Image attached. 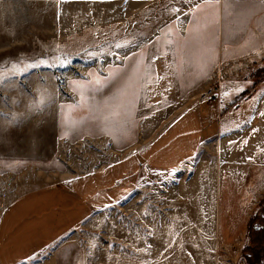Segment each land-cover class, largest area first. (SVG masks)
<instances>
[{"label":"rangeland","instance_id":"374dc122","mask_svg":"<svg viewBox=\"0 0 264 264\" xmlns=\"http://www.w3.org/2000/svg\"><path fill=\"white\" fill-rule=\"evenodd\" d=\"M177 1L87 0L84 7L55 0L53 10L31 4L18 17H10L15 11L6 10L8 3L0 6V70L8 73L0 81V215L29 190L86 179L89 192L109 187L102 183L109 174L115 183L114 164L134 167L121 179L131 177V187L103 198L97 212L72 227L49 264H74L60 253L76 247L86 251L81 264H241L245 226L224 241L213 230L221 182L229 179L220 164L223 145L252 121L264 122V84L256 90V80H247L264 66L261 14L254 0L221 12L217 33L211 24L206 40L216 36L223 45L229 37L235 54L226 60L220 46L222 55L201 60L196 49L165 43L197 38L189 31L191 4ZM182 59L190 62L178 67ZM137 66L142 78L130 89L125 114L105 121L82 107L75 110L78 122L68 124L66 106L80 100L72 81L93 73L104 79L116 68L130 75ZM243 78L246 94L256 97L245 106L223 95ZM118 86L106 85L94 101L103 102ZM189 110L183 124L177 121ZM192 110L200 111L202 125ZM147 158L167 171L148 167ZM182 162L189 163L180 168ZM237 206L227 203L230 227Z\"/></svg>","mask_w":264,"mask_h":264},{"label":"crops","instance_id":"0c3cea01","mask_svg":"<svg viewBox=\"0 0 264 264\" xmlns=\"http://www.w3.org/2000/svg\"><path fill=\"white\" fill-rule=\"evenodd\" d=\"M54 1L0 0V6L8 3L6 10L15 11L9 14L10 17H18L24 13L20 14L17 11L23 10L31 4L32 8L39 5L42 11L53 10L55 8ZM62 1L70 4L84 5V7L87 2V0ZM171 3H176L175 6H178L177 3H180V1L173 0ZM254 3L256 10H259L261 14L260 22H256L258 27L256 29L260 40L264 41V5L260 3V0H254ZM48 5H50L51 9ZM191 7L192 5H190ZM216 21L212 23L215 27L212 29L214 33L218 31L216 29L218 28L215 24ZM204 44L211 51L203 58L216 59L220 54L222 55L219 52L220 46H222L223 57L226 60L235 54L231 51V46L234 43L229 37H224L223 45L220 44L216 36L208 38L204 41ZM196 56L200 57V54L197 53ZM233 71L236 70H231L230 72ZM250 79L255 80L247 76V80ZM244 80L246 79L243 78L233 83L227 96H232L233 100L237 98L235 101H240L245 106L253 103L256 97L255 95L246 94L247 81ZM257 84H264V81L254 82L252 87L254 86L253 88L256 90L259 89V85ZM237 89L240 90L237 91ZM262 91H264V88H262ZM188 112H191V110L183 113L177 121L179 120L183 124V119L186 118ZM192 112L197 121L202 125L199 118L201 116L200 111L196 112L192 110ZM260 125L264 127V122L253 123L252 121L250 129L244 130L241 132L242 135L240 133L241 136H237L233 140H231L232 137L227 139L229 141H225L222 148V160L220 164L228 172L226 175L229 179L226 181L222 179L221 182L219 193L222 209L219 222L213 232L217 231L223 241L230 234H236V232L240 231L242 225L245 226L246 233L249 218L257 207L259 200L264 197V131L258 129ZM254 129L256 131H253ZM202 141L203 139L200 145L205 142V140ZM244 141H247V143H244ZM145 161L148 167L153 166L151 158H147ZM185 163L189 162H182L180 168ZM133 168L131 167L130 169L127 162L114 164L115 183L112 184V174H109L102 181V183L108 181L109 187L105 184V187L101 189L92 186L89 187L91 189L89 192L85 182H83L86 179H83V181L78 179V181H70L64 185L32 189L16 197L5 207L0 215V264H49L52 252L60 249V246L68 241L66 237L74 230L75 225L85 222L90 215L99 210L98 206L102 205L103 198L104 201L108 202L110 199H113V196H120V190L122 191L127 184L130 186L129 180H131V177L129 180L125 179L121 181V179L132 175L134 173ZM153 168L167 171L159 167L153 166ZM177 168L175 167L174 169ZM96 199L99 200L97 201ZM230 201L238 205L237 208H234L236 211L234 215L237 220L233 227H230L228 224V216L226 214L228 213L226 211L227 203ZM50 248L53 249L50 251ZM61 250L60 256L73 259L74 264H81L80 260H84L85 263L86 251L81 248L76 247L74 250Z\"/></svg>","mask_w":264,"mask_h":264},{"label":"snow or ice","instance_id":"6c2138e0","mask_svg":"<svg viewBox=\"0 0 264 264\" xmlns=\"http://www.w3.org/2000/svg\"><path fill=\"white\" fill-rule=\"evenodd\" d=\"M125 2L127 3V0H125ZM185 2L192 5L189 9V14L192 17L189 21L191 25L189 31L191 33H196L197 38L184 41L166 38L165 43L170 47H182L183 50H187L188 52H192L193 49H196V51L200 54L201 60H203V57L211 51V49L204 44L208 28L216 21L221 12L227 13L234 11L235 8L243 4L245 0H185ZM260 3L264 5V0H260ZM117 47H120V45H117ZM189 62L190 61L188 60L182 59L178 67H182L184 64ZM40 63L43 64L45 62L42 60ZM63 64L64 61H60V66H63ZM34 66L36 65H26L25 67ZM12 68L17 71L24 70L17 69L16 64H13ZM140 72L141 69L139 66L134 68L130 75L122 74L121 69L116 68L114 71H111V75L105 77L104 79H101L93 73L90 74V76L94 77L93 79L72 81L71 83L74 91L78 93L80 100L76 104L66 106L69 113L66 116L68 124L71 126L78 122L79 116L76 115L75 110L82 107L89 110L92 114V118H102L105 121L117 119L125 114L128 107L126 99L130 95V89L133 84L142 78L140 76ZM6 75H8L7 72L0 70V81H2ZM148 79L150 82V74L148 75ZM113 81H117L119 84L113 95L101 103H96L94 101V94L100 92L106 85L112 83ZM239 90L240 89H237V91ZM132 94L134 95V93ZM228 94V92L223 93L224 96H227ZM261 115L264 116V113H261ZM253 131L256 130L254 129ZM244 143H247V141H244Z\"/></svg>","mask_w":264,"mask_h":264},{"label":"trees","instance_id":"16d2710c","mask_svg":"<svg viewBox=\"0 0 264 264\" xmlns=\"http://www.w3.org/2000/svg\"><path fill=\"white\" fill-rule=\"evenodd\" d=\"M250 78L257 82L264 81V67L256 68L249 74ZM264 222V197L259 200L249 218L247 226L246 245L241 249V255L246 264H264V225L257 222Z\"/></svg>","mask_w":264,"mask_h":264},{"label":"built area","instance_id":"2783aa9c","mask_svg":"<svg viewBox=\"0 0 264 264\" xmlns=\"http://www.w3.org/2000/svg\"><path fill=\"white\" fill-rule=\"evenodd\" d=\"M241 264H246L245 261H244V259L241 260Z\"/></svg>","mask_w":264,"mask_h":264}]
</instances>
